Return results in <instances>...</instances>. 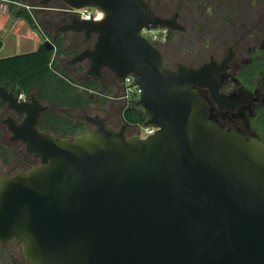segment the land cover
<instances>
[{
    "label": "water",
    "instance_id": "1",
    "mask_svg": "<svg viewBox=\"0 0 264 264\" xmlns=\"http://www.w3.org/2000/svg\"><path fill=\"white\" fill-rule=\"evenodd\" d=\"M61 1L104 14L63 28L98 34L71 64L89 60L91 76L132 75L143 125L156 131L128 137L126 125L85 115L93 130L64 138L39 129L49 106L36 95L24 101L0 85V99L24 116L5 121L11 140L41 160L0 176V243L20 244L30 264H264V142L221 127L201 93L221 111L249 103L221 90L232 50L169 68L142 32L184 30L177 15H156L148 0Z\"/></svg>",
    "mask_w": 264,
    "mask_h": 264
},
{
    "label": "rangeland",
    "instance_id": "2",
    "mask_svg": "<svg viewBox=\"0 0 264 264\" xmlns=\"http://www.w3.org/2000/svg\"><path fill=\"white\" fill-rule=\"evenodd\" d=\"M42 0H21V2H12L9 0H0V16L1 14L7 16L0 17V29L4 31L3 40L6 46L3 49H9V37L15 31L36 30L37 27H29L24 24H18L21 21L11 12V6L15 3L17 6L15 10L27 9L32 11V7L39 6V17H37V24H52L57 25L56 17L52 12L44 9L41 4ZM154 2L156 11L159 15H172L176 11L181 12L182 24L187 28V32L182 33L177 31L171 37L173 41L170 45H163L162 48L169 52V60L167 64L173 66L177 62H182L190 65H199L209 60L211 54H216L217 58H223L228 51V47L233 44L244 32L252 28L257 23L264 10H258L257 6H252L247 3H255V0H212L207 3V0H152ZM216 3V4H215ZM234 3V4H233ZM243 3L240 9L238 4ZM197 4V6H195ZM181 5V9H179ZM65 7L66 4H59L53 0L48 7L58 8ZM234 6L233 9H231ZM237 6V7H236ZM42 7V8H41ZM262 7L260 6V9ZM227 14L228 19L222 20ZM228 14H233L235 18L232 20ZM194 16L195 19L189 17ZM232 15V16H233ZM162 16V15H161ZM240 16V17H239ZM11 17L7 24L8 18ZM239 17V18H238ZM191 19V20H190ZM231 21L233 23H231ZM44 22V23H43ZM242 27V31L235 35L233 29ZM39 28V27H38ZM38 30V29H37ZM39 33V31H36ZM255 37L243 45L238 51V58L232 64L228 78L226 93L231 95H240L241 97H251L254 99L252 107H239L234 112L220 111L215 103L211 101L208 92L204 93V97L210 102L212 106L211 118L219 122L222 126H227L229 129H235L245 134L247 137H259L260 128L257 123V118L260 115L259 107L264 104V23L259 26L258 31L254 34ZM42 37V34H41ZM44 38V37H43ZM31 48L25 49L29 51ZM3 51V50H2ZM71 59V57H64ZM107 78H111L110 74H106ZM82 91V89H80ZM96 95V94H94ZM90 97V96H89ZM139 97V93L136 95ZM138 99V98H136ZM90 101V102H89ZM96 98L90 97L87 107L84 110L71 108L66 111L67 114L73 117L74 120H80L86 123L85 115H98L101 110L95 104ZM122 103L117 102V107L120 109ZM65 110V109H64ZM9 114V113H8ZM120 115V114H119ZM121 118V116H120ZM120 125L121 122H120ZM144 126V125H142ZM91 129V125L89 124ZM132 132L127 134L132 137L139 130L138 127L129 128ZM141 130V129H140ZM134 134V135H133ZM8 134H6V138ZM15 162L6 164L0 168V175L15 174L18 170ZM29 167L27 168V170ZM5 246H0V249Z\"/></svg>",
    "mask_w": 264,
    "mask_h": 264
},
{
    "label": "trees",
    "instance_id": "3",
    "mask_svg": "<svg viewBox=\"0 0 264 264\" xmlns=\"http://www.w3.org/2000/svg\"><path fill=\"white\" fill-rule=\"evenodd\" d=\"M9 1L15 3L21 2V0ZM55 1L64 5V2L61 0ZM148 1L151 3L154 12L157 13L154 2L152 0ZM15 3L10 5L11 12L15 13L16 17L22 19L29 26H38L39 28L37 27V29L42 34V37L54 40V48L49 49L41 45L34 51L1 57L0 85L5 86L18 96L24 94L30 98L32 95H36L41 102L49 106L50 110L44 113L40 121V130L55 133L64 138H73L89 132L90 127L87 122L74 120L66 111L71 108L84 110L88 106V100H90L93 93L102 92L103 90L109 94L112 90L109 87L103 89L100 78L88 75V65L82 64L77 71L78 74H74L68 69H62L58 65L57 59L62 56L69 57L75 55L78 53L77 48L73 45H68L69 37L67 35L59 33L54 38V34L47 28L48 24L43 22L44 24L38 25V10L19 9L12 11L17 6ZM172 34V30H170V35L172 36ZM3 47L4 40L0 37V50ZM262 82L264 86V79ZM205 92L201 90L203 96ZM136 100L123 110L124 121L130 125H142L147 119L142 108L136 105ZM253 102L246 107L256 105ZM5 106V103L0 100V115ZM259 110L261 112L256 121L260 128L259 137L264 142V104L260 105ZM214 121L217 122L216 120ZM217 123L220 124L219 122ZM221 127L227 126L221 125ZM3 134L4 129L0 128V136ZM0 155L4 157L6 164L13 162V152L5 148L2 143L0 144Z\"/></svg>",
    "mask_w": 264,
    "mask_h": 264
},
{
    "label": "flooded vegetation",
    "instance_id": "4",
    "mask_svg": "<svg viewBox=\"0 0 264 264\" xmlns=\"http://www.w3.org/2000/svg\"><path fill=\"white\" fill-rule=\"evenodd\" d=\"M209 1L213 3L212 0H207V3H209ZM254 2L255 3H247V4H250L252 6H257L258 10H264V0H255ZM235 4H238L237 5L238 9H240L241 6L243 5V3H235ZM195 6H197V4ZM260 6L262 7L261 9H260ZM179 7H180L179 9H181V5ZM46 8H47V10L54 11V12H52V14H54V16L58 20L56 26H54L52 24H48V26H47L49 31H51L54 34V38H56V36L59 33H62L63 35H67L69 37L68 45H73L78 50V53H76L75 55L69 56V57H71V59H69V60L68 59L64 60V57H66V56H62V57L58 58L57 59L58 65H60L62 69H65V70L68 69L69 71L73 72L74 74H78L77 71L80 69L81 65L84 64V65H88V71H89V68H90V61L89 60H85V61H82V62H77L75 64H71V60L76 55L80 54L82 51L93 48L95 46L96 41H97L98 34L94 33L91 36L87 37L85 32L65 31V30H63L64 27H66L68 25H71V24L78 23V22L83 20L80 17V15L77 12L70 11L67 6H65V7L59 6L56 9L49 8V7H46ZM46 8H44V9H46ZM233 8H234V6L231 9H233ZM32 9L38 10V9H40V7L34 5L32 7ZM156 15H158V16L162 15L161 16L162 18H168V19H171V18L174 17V15H177V19H176L177 22L179 23L180 26H182L184 28V30H179V29L172 30V29L168 28L169 29V33H168V38H167L166 42L163 43V44H159V43L157 44V46L159 47V49L162 52L164 65L166 67H169V68H176L179 64H185V63H182V62H177L176 65L173 64V66L167 64V60H169V55H168L169 52L165 51V49L162 48L163 45L166 46V45H170V44L173 43V41H171V37L173 36V34L175 32H177V31H181L182 33L187 32V28L181 23L182 20H183L181 12L176 11L172 15H169V14H161V15H159L158 13H156ZM228 15H229V17L232 20L235 18V16L233 14H228ZM189 18H191V19L194 18L195 19V17L193 15L191 17H189ZM220 19H222L224 21L227 20L228 19L227 14L224 17H221ZM231 23H233V22L231 21ZM263 23H264V12L261 15V17L259 18V20L257 21V23L252 26V28H250L246 32H244L233 44H231L228 47L227 54L223 58H217L216 54H211L210 55L208 61H210L212 57L215 58L218 61H222L229 54V52L231 50H232V52L234 54L233 59L231 60V62L229 64V66L227 67V69L223 73H220L218 75L220 80H221V84H222V89H221L222 92L226 93L225 90L228 89L227 88V84L229 82L228 78H229V74H230V69H231L232 64L238 58V51L240 50V48L243 45H245L248 41H250L252 38L255 37L254 34L258 31L259 26L262 25ZM170 30H172V32H173L172 36L170 35ZM36 31H38V30L36 29ZM241 31H242V27L235 26V28L233 29V33L235 35H238ZM44 39L46 40L48 38L44 37ZM49 40L52 43L54 41V40H51V39H49ZM206 62L207 61H205V62H203V63H201L199 65H190V64H185V65L192 66V67H198V66H200V65H202V64H204ZM106 74H110L111 78L110 79L107 78ZM89 76H91V75H89ZM92 77L100 78V81L102 82L103 89H105V88L107 89L109 87L112 90V92H110L109 94H107L106 91L102 90V92H98V93L95 92L97 95H94L95 93H93L91 95L92 98L93 97L96 98L95 104L101 110L100 114H98V115L107 118L109 123L112 126H114L115 128H117V129H120L124 125H126V128H125L126 135L129 134V133L132 134V132H131V130L129 128H133L134 129L135 127H138L139 130L136 132L135 135H140V133L142 131V127H143L142 125L143 124L142 125H130V124L126 123L124 121V118H123V110H124V108L129 106V105H131V104H133V102H135V100H136V97H134L132 95L131 96L127 95V89H128V86L130 84L126 80L124 81V80L118 79L115 76V74L111 70H109L107 68H103L102 69L100 76H92ZM204 91L208 92L207 90H204ZM226 94L229 96L230 99L250 98L249 103L240 106V108L244 107V106H247V105H249L250 103H252L254 101V99H252L251 97H241L240 95H231V94H228V93H226ZM208 95H209V92H208ZM20 97L24 101H30V99H31V97L28 98L24 94L21 95ZM209 97H210V95H209ZM117 102L122 103L120 109L116 106ZM44 104H46V103H44ZM5 105L6 106H5V108H3V110L1 111V115H0V120H1L0 128L4 129V134L2 136H0V144L2 143V145L5 148H7V149H9V150H11L13 152L14 157L12 159H13V162H15L14 165L16 167H18V170H17L16 173H18L19 171L28 172L32 167L40 165L41 164V160L36 158L34 155L29 154L27 152L26 145L22 141H18V140L17 141H13V140H11L12 134L8 130V128H7L8 125H7V123L5 121L10 116V117L14 118V120H16L17 122H21L24 119V116L23 115H19L18 113L10 110L6 103H5ZM48 110H50V108ZM211 110H212V106H211ZM223 112H229V111H223ZM44 113L42 114L41 119L43 118ZM120 116H121V118H120ZM41 119H40V121H41ZM120 122H121L122 125H120ZM87 123L90 124L89 122H87ZM39 125H40V122H39ZM39 125H38V127H39ZM90 125H91L90 131H92L94 126L92 124H90ZM6 134H8L7 138H6ZM5 165H6V162H5L4 157H2L0 155V168H2ZM28 167H29V169L27 170ZM15 174H10V175L2 174V175L13 176ZM3 245L5 246V248L0 249V264H30L28 262L26 256H25V254L23 252V249H22V246L20 244H17L14 241L0 243V246H3Z\"/></svg>",
    "mask_w": 264,
    "mask_h": 264
},
{
    "label": "built area",
    "instance_id": "5",
    "mask_svg": "<svg viewBox=\"0 0 264 264\" xmlns=\"http://www.w3.org/2000/svg\"><path fill=\"white\" fill-rule=\"evenodd\" d=\"M68 9L72 12H77L83 20H90V19L101 20L104 17L103 12L99 11L98 9L92 8V7H86L80 10H75V9H70V8ZM142 33L148 39H150V41H152L154 44L157 45L158 43L163 44L166 42L168 38L169 29L167 27H164V28L153 29V30H144ZM126 81L130 84L127 89L128 96L132 95L136 97L138 93L140 94V89L136 85L135 80L132 75H129ZM155 131L156 129L153 127L143 126L140 135L147 136L149 134L154 133Z\"/></svg>",
    "mask_w": 264,
    "mask_h": 264
},
{
    "label": "crops",
    "instance_id": "6",
    "mask_svg": "<svg viewBox=\"0 0 264 264\" xmlns=\"http://www.w3.org/2000/svg\"><path fill=\"white\" fill-rule=\"evenodd\" d=\"M7 16L4 14H1V16ZM0 16V17H1ZM9 20H7V24L10 22L11 17L8 18ZM18 20H20L18 18ZM24 24L26 22H24L23 20L17 22L18 24ZM27 26H29V24H25ZM31 27V26H29ZM12 35L11 37H9V49H3L6 46L5 40H4V47L0 50V58L1 57H9V56H13V55H17V54H21V53H26V52H30V51H34L36 49H38L40 47V45L43 42V39L41 37V34H38V32H36V30H26L24 31V29H21V31H13L11 32ZM4 35V31L2 29H0V37L3 38ZM31 48L29 51H25V49L27 48ZM3 50V51H2Z\"/></svg>",
    "mask_w": 264,
    "mask_h": 264
}]
</instances>
